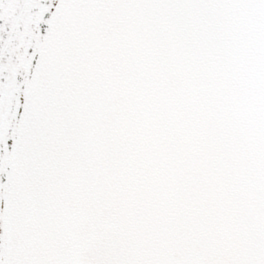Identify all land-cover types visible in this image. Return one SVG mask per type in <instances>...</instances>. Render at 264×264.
I'll return each mask as SVG.
<instances>
[{"label": "snow or ice", "instance_id": "obj_1", "mask_svg": "<svg viewBox=\"0 0 264 264\" xmlns=\"http://www.w3.org/2000/svg\"><path fill=\"white\" fill-rule=\"evenodd\" d=\"M0 264H264V0H0Z\"/></svg>", "mask_w": 264, "mask_h": 264}]
</instances>
